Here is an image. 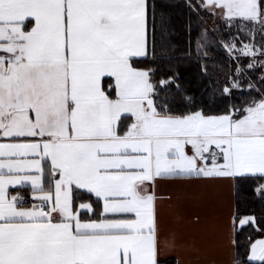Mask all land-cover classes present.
Masks as SVG:
<instances>
[{
	"label": "snow or ice",
	"instance_id": "obj_1",
	"mask_svg": "<svg viewBox=\"0 0 264 264\" xmlns=\"http://www.w3.org/2000/svg\"><path fill=\"white\" fill-rule=\"evenodd\" d=\"M178 7L186 62L207 76L210 48L228 61L223 85L209 82L215 114L186 93L174 58L157 55L167 0H0V264H159L162 242L192 264L174 235L162 241L158 180L255 178L264 200V0ZM193 14L222 21L219 39L200 29L194 53ZM17 186H30V202ZM85 193L91 202L78 203ZM237 220L257 223L229 219L233 252ZM187 248L198 264L195 237ZM243 264H264V238Z\"/></svg>",
	"mask_w": 264,
	"mask_h": 264
},
{
	"label": "crops",
	"instance_id": "obj_2",
	"mask_svg": "<svg viewBox=\"0 0 264 264\" xmlns=\"http://www.w3.org/2000/svg\"><path fill=\"white\" fill-rule=\"evenodd\" d=\"M0 142L6 141L0 139ZM239 184L158 180L156 192L160 199L157 201V211L162 241L165 238L172 240L174 235L177 244L186 245L179 259L196 264L192 251L187 248L195 237L201 249L198 264H235V252L227 242L224 229L236 213V185L238 187ZM17 189L26 200L31 201L30 186L10 188V192L15 194ZM81 201L91 202L87 193L80 197L78 203ZM195 215L201 217L199 225L191 222ZM177 259L176 253L162 242L159 264H177Z\"/></svg>",
	"mask_w": 264,
	"mask_h": 264
},
{
	"label": "trees",
	"instance_id": "obj_3",
	"mask_svg": "<svg viewBox=\"0 0 264 264\" xmlns=\"http://www.w3.org/2000/svg\"><path fill=\"white\" fill-rule=\"evenodd\" d=\"M160 2V0H158ZM167 2L173 7V13L170 17L167 28L161 31L158 27L156 33V51L158 56L173 57L172 63L179 73V82L185 89L188 95H194L197 102L203 101L205 110L211 114H215L223 107L220 102L221 98L217 95L215 102L212 101L210 93L212 91L209 87V82L214 87L219 81L220 86L223 85L224 79L227 75L228 61L224 58L221 52L215 48H210L212 57L208 62V75L202 76L199 64L193 58L191 62H186L187 57L185 53L188 51V39H187V24H188V10L184 7H178L183 5L185 0H167ZM193 3H197L193 0ZM207 14H204L203 20H197L195 14L192 16V51L195 52V40L201 28H204L205 18ZM159 23V22H158ZM217 25L222 26V22ZM212 30L208 31L209 34L216 39H219L217 33ZM227 33H224L227 38ZM258 39V38H257ZM216 61L217 65H224L222 69L219 66H214L212 60ZM244 63L247 61L244 60ZM234 64V62H233ZM234 73V68H233ZM175 87V86H173ZM238 101L243 100V96L234 97ZM257 179H247L240 181V184L236 185V213L238 218H244L247 216H254L257 223L256 225H247L242 230H239V224L237 220L238 231L235 233L236 248L235 262L246 260V253L250 246V241H255L258 238H264V200H261L255 194V188L258 183Z\"/></svg>",
	"mask_w": 264,
	"mask_h": 264
},
{
	"label": "rangeland",
	"instance_id": "obj_4",
	"mask_svg": "<svg viewBox=\"0 0 264 264\" xmlns=\"http://www.w3.org/2000/svg\"><path fill=\"white\" fill-rule=\"evenodd\" d=\"M199 2V0H197ZM222 21L220 20H216L210 16H207L205 18V22H204V28H206L208 31L212 30L211 28H214L215 25H217L218 23H220ZM250 225V224H249ZM251 226V225H250Z\"/></svg>",
	"mask_w": 264,
	"mask_h": 264
},
{
	"label": "built area",
	"instance_id": "obj_5",
	"mask_svg": "<svg viewBox=\"0 0 264 264\" xmlns=\"http://www.w3.org/2000/svg\"><path fill=\"white\" fill-rule=\"evenodd\" d=\"M26 199V198H25Z\"/></svg>",
	"mask_w": 264,
	"mask_h": 264
}]
</instances>
